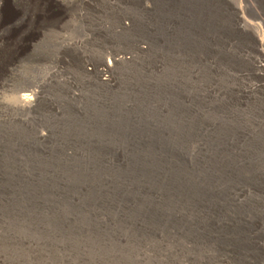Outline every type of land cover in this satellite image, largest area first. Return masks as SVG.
I'll return each instance as SVG.
<instances>
[{
	"label": "rangeland",
	"instance_id": "rangeland-1",
	"mask_svg": "<svg viewBox=\"0 0 264 264\" xmlns=\"http://www.w3.org/2000/svg\"><path fill=\"white\" fill-rule=\"evenodd\" d=\"M12 1L0 264H264V97L225 0Z\"/></svg>",
	"mask_w": 264,
	"mask_h": 264
},
{
	"label": "bare ground",
	"instance_id": "bare-ground-1",
	"mask_svg": "<svg viewBox=\"0 0 264 264\" xmlns=\"http://www.w3.org/2000/svg\"><path fill=\"white\" fill-rule=\"evenodd\" d=\"M24 1V0H23ZM26 1V0H25ZM29 1V0H28ZM102 0H52L53 4L54 3H61V5H65L66 7L70 5H79V6H84V7H91V5H95L97 3H99ZM13 6L16 8L18 7V3H21L20 0H13ZM27 2V1H26ZM40 2H51V0H42ZM105 2V1H103ZM226 4L230 6L231 10L233 11V14L235 15V20H236V25L239 29V31L247 37V39H249V41L252 44V51H250L247 54L248 57V61L251 63V71L248 73V75H251L253 77H256V84L254 82L253 85H249L250 87H246L248 88L246 92V94L249 96L251 93L253 92H261V94L264 97V18H263V14L259 13L257 9H255L253 7V4L251 3V0H225ZM28 3V2H27ZM39 3V1H38ZM43 3V4H44ZM109 3V2H108ZM48 5V3H46ZM101 4V3H100ZM98 4V5H100ZM40 5V3H39ZM38 5V6H39ZM22 6V5H21ZM27 6V5H26ZM62 6V7H63ZM29 7V6H27ZM31 8H33L30 5ZM35 7V6H34ZM46 7V6H45ZM97 7V6H96ZM95 7V8H96ZM24 8V7H23ZM22 8V9H23ZM30 8V9H31ZM42 7H40L41 9ZM61 8V6H60ZM79 8V7H78ZM13 9V8H12ZM20 10V9H19ZM28 10V9H26ZM34 10V9H33ZM2 11V10H1ZM5 11V10H4ZM37 11V10H36ZM18 12V10H17ZM38 12V11H37ZM40 12V11H39ZM23 13V11L21 12ZM32 13V12H31ZM41 13V12H40ZM3 14V13H2ZM5 14V12H4ZM36 13H33V15ZM262 14V15H261ZM30 15V14H29ZM41 15V14H40ZM39 15V16H40ZM3 16V15H2ZM22 16V15H21ZM24 16V15H23ZM35 16V15H34ZM38 16V17H39ZM26 16L23 17V19H18L17 14L15 12V10L13 11V16L10 20H7L6 22H8L9 24H14V26H17L19 28V24H17V22H21L22 24L20 26H23V23L25 20ZM33 18V16H32ZM41 18V17H40ZM62 18V17H61ZM60 18V19H61ZM30 19V17H29ZM59 19V18H58ZM31 20V19H30ZM37 20V19H36ZM45 20V19H44ZM47 20V19H46ZM62 20V19H61ZM38 21V20H37ZM33 22V20H32ZM46 22V21H45ZM55 22V21H54ZM58 22V21H57ZM61 22V21H59ZM31 23V22H30ZM29 23V24H30ZM56 23V22H55ZM54 23V24H55ZM35 24V23H34ZM42 24V23H41ZM53 24V25H54ZM59 24V23H58ZM40 25V23H39ZM48 25V24H47ZM52 25V26H53ZM31 26V25H30ZM42 27L44 25H41ZM51 26V25H50ZM51 26V27H52ZM25 27V26H24ZM35 27V26H34ZM41 27V29H42ZM14 28V27H13ZM38 28V27H37ZM47 28V27H46ZM50 28V27H49ZM53 28V27H52ZM17 29V28H15ZM44 29V28H43ZM51 29V28H50ZM29 30V29H28ZM45 30V29H44ZM49 30V29H48ZM47 30V31H48ZM38 31V30H37ZM25 33V32H24ZM38 33V32H37ZM45 33V32H44ZM19 34V33H18ZM22 34V33H21ZM25 35V34H24ZM40 35V34H39ZM37 36V35H36ZM16 38V36H15ZM21 37H19L18 39H20ZM23 38V36H22ZM21 38V39H22ZM36 38V37H35ZM38 38V37H37ZM8 39V38H7ZM29 39V38H28ZM34 39V38H33ZM15 40V39H14ZM13 40V41H14ZM23 41V40H22ZM248 41V42H249ZM8 42V41H7ZM9 43H11L9 41ZM15 46H19L21 45L20 40L15 42ZM13 45V44H12ZM11 45V46H12ZM23 47V46H22ZM11 48V47H10ZM26 48V47H25ZM14 49V47H13ZM7 50V49H6ZM15 50V49H14ZM18 50V49H17ZM19 51V50H18ZM23 51V50H22ZM21 52V51H20ZM5 53V52H4ZM18 53V52H17ZM14 55V54H13ZM18 57V55H17ZM124 61L123 58H117V56H115L114 58H112V60H109V63L107 64V67L105 70H101L98 73V79L104 83L110 82L109 80H111L110 75L113 73V69L116 65H118L119 62ZM14 62V61H12ZM11 62V63H12ZM16 63V62H15ZM14 64V63H12ZM8 67V65H7ZM6 67V68H7ZM12 68V67H11ZM9 69V68H7ZM4 70V69H3ZM6 71V70H5ZM112 77V76H111ZM251 83V81L249 82ZM252 84V83H251ZM46 85V83L44 84V86ZM44 86H38L36 87V89L34 91L32 90H22L20 92H18L17 94V101L18 104L21 106H29V107H34L37 105V103L40 102V100L42 99V95H43V87ZM245 88V89H246ZM258 92V93H259ZM254 94V93H253ZM260 95V94H259ZM253 96V95H252ZM16 99V98H15ZM264 100V99H262ZM44 135V134H43ZM43 138H45V135L43 136Z\"/></svg>",
	"mask_w": 264,
	"mask_h": 264
}]
</instances>
